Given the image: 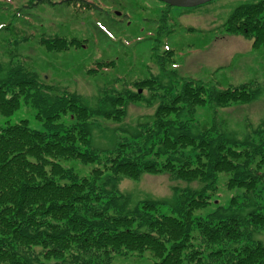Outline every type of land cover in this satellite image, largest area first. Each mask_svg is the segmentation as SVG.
Wrapping results in <instances>:
<instances>
[{"label": "trees", "instance_id": "1", "mask_svg": "<svg viewBox=\"0 0 264 264\" xmlns=\"http://www.w3.org/2000/svg\"><path fill=\"white\" fill-rule=\"evenodd\" d=\"M222 24L264 45V0L235 5ZM82 40L59 33L39 36L48 50ZM173 52L164 49L158 58L162 66ZM113 61L96 60L88 71ZM131 83L138 84L135 90L111 92L102 86L97 101L88 105L68 84L43 81L22 64L0 61V113L8 115L22 99L41 120L38 129L25 119L0 124V264H107L113 253L146 248L156 257L149 264H264V241L254 235L264 230V192L258 187H264V121L244 138L214 123L203 128L191 123L197 105L246 100L259 91L258 83L220 88L192 76ZM144 86L162 89L145 97L139 92ZM154 95L159 99L152 115L124 127L129 132L119 133L112 146L90 143L96 117H122L128 100ZM68 111L71 120H57ZM70 158L90 163L89 169L80 173L62 162ZM161 171L201 184L176 189L169 204L154 197L132 201L116 187L120 177ZM220 172L227 188L242 187L241 192L193 215L216 197Z\"/></svg>", "mask_w": 264, "mask_h": 264}, {"label": "rangeland", "instance_id": "2", "mask_svg": "<svg viewBox=\"0 0 264 264\" xmlns=\"http://www.w3.org/2000/svg\"><path fill=\"white\" fill-rule=\"evenodd\" d=\"M35 1L0 0V61L5 66L8 61L22 64L34 70L43 81L68 84L88 105L97 101L102 86H108L111 92L124 90L126 86L135 90L138 84L131 82L137 78L156 76L157 80L167 83L192 76L205 81L207 86L220 88L255 80L259 85L255 95L226 105L205 101L196 106L191 123L200 128L214 123L221 130L244 138L264 121V45H254L251 36L228 32L222 24L235 5L255 0H207L188 7L161 0H92L97 7L83 0ZM18 7L21 13H16ZM5 25L8 28L1 30ZM42 33H59L83 40L81 45L48 50L39 42ZM167 47L174 52L172 61L163 67L158 58L161 59ZM100 59L114 61L88 71ZM139 88L145 97L162 89L159 86ZM158 99L154 95L148 101L128 100L122 117H96L90 129V143L101 149L112 146L119 133L129 132L124 127H135L152 115ZM181 116L188 115L181 113ZM20 119H25L33 128H41L34 108L22 99L8 115L0 113V124ZM71 119L68 111L57 120ZM62 162L80 173L90 167V163L77 158ZM225 176L224 172L219 173L216 197L196 209L193 215H204L215 204L226 203L232 194L241 192L242 187L227 188L223 182ZM200 184L197 178H180L166 171L141 172L138 177L123 176L116 181V187L132 201L154 197L168 204L174 202L176 189L196 188ZM260 185L262 193L264 187ZM161 208L167 210L165 205ZM254 235L264 241V230ZM112 255L107 264H149L156 258L147 248Z\"/></svg>", "mask_w": 264, "mask_h": 264}, {"label": "water", "instance_id": "3", "mask_svg": "<svg viewBox=\"0 0 264 264\" xmlns=\"http://www.w3.org/2000/svg\"><path fill=\"white\" fill-rule=\"evenodd\" d=\"M162 1L167 2L168 4H171V5H176V6L181 5V6L188 7V5H196V4H199L207 0H162ZM116 12L118 13L119 11H116Z\"/></svg>", "mask_w": 264, "mask_h": 264}]
</instances>
